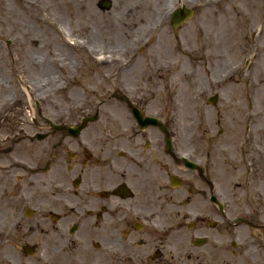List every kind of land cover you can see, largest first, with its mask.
I'll return each mask as SVG.
<instances>
[{
	"label": "flooded vegetation",
	"instance_id": "1",
	"mask_svg": "<svg viewBox=\"0 0 264 264\" xmlns=\"http://www.w3.org/2000/svg\"><path fill=\"white\" fill-rule=\"evenodd\" d=\"M0 264H264V0H0Z\"/></svg>",
	"mask_w": 264,
	"mask_h": 264
},
{
	"label": "rangeland",
	"instance_id": "2",
	"mask_svg": "<svg viewBox=\"0 0 264 264\" xmlns=\"http://www.w3.org/2000/svg\"><path fill=\"white\" fill-rule=\"evenodd\" d=\"M62 39L64 42L74 41V39L72 38H68L67 40H65L64 38ZM50 42L53 43L54 46L61 45L60 39L57 37L50 38ZM57 50L59 49H53L49 53L41 52V51H32L30 52V69L24 66H20L18 68V77L19 79H21V83L17 85L19 92V102H20L19 106L21 107V104L23 103L24 109L29 108L30 117H33V115L37 116V104L42 109L43 103H45V101H47L48 99V97L42 96V94L44 93L42 92L43 85L52 81V79L59 77L58 74L60 72V69H58L57 67H52L47 65V63L50 62L54 64L60 61V56L62 54ZM25 61L26 58L23 60V62ZM43 63H46L45 68H42ZM179 77L181 78V74H179ZM27 78H29L30 81L26 82L25 79ZM186 78L189 79L190 75H187ZM25 83L30 84V96L25 94L23 91ZM35 89L38 90L37 93L34 91ZM20 107L18 108L19 110Z\"/></svg>",
	"mask_w": 264,
	"mask_h": 264
}]
</instances>
